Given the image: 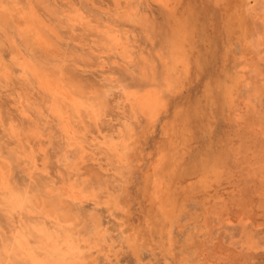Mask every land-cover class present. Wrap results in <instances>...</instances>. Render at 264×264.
<instances>
[{
    "label": "rangeland",
    "instance_id": "rangeland-1",
    "mask_svg": "<svg viewBox=\"0 0 264 264\" xmlns=\"http://www.w3.org/2000/svg\"><path fill=\"white\" fill-rule=\"evenodd\" d=\"M9 2L25 11L28 0ZM47 2L65 73L88 98L96 92L98 114L78 125L90 150L77 155L50 96L23 77L10 32H0V264H264V0ZM105 27L123 35L119 50ZM128 91L154 94L150 121ZM44 127L38 149L32 134ZM75 179L94 201L52 217L47 190ZM162 185L170 196L161 206Z\"/></svg>",
    "mask_w": 264,
    "mask_h": 264
},
{
    "label": "bare ground",
    "instance_id": "bare-ground-1",
    "mask_svg": "<svg viewBox=\"0 0 264 264\" xmlns=\"http://www.w3.org/2000/svg\"><path fill=\"white\" fill-rule=\"evenodd\" d=\"M48 0H28L26 4L25 11L24 9H20L15 7V5L9 6V0L4 1L0 0V32L6 33L10 32L11 34V47L16 50V61H19L20 66L23 70V77L26 80H33L36 81L38 88L40 87L43 92L47 93L50 96V100H52V108L51 113L53 116L57 117L60 122L63 124V135H66L67 139L71 141L69 143V146L72 147L73 145L76 147L77 155L84 154L86 152L85 144L88 142V138L86 134L80 132V128L78 125L81 124L82 127H85V119L89 118L90 120L94 119L95 116H97L98 111L96 110V106L98 105L99 98L97 97V94L95 91L91 92V97L85 96L84 91H81L77 86L72 84L71 80L67 77L66 68L65 67V58L60 56L61 50H56L55 48V41H54V29L58 27V23H54L53 19L55 18V13L50 12L48 10ZM114 1V0H113ZM125 1V0H124ZM130 1V0H129ZM159 3L170 6L169 0H158ZM20 3V1H19ZM119 3V2H118ZM117 3V4H118ZM245 3V2H244ZM15 4V3H14ZM50 4V2H49ZM120 4V3H119ZM129 4V3H128ZM250 4V3H249ZM51 5V4H50ZM74 5V4H73ZM52 6V5H51ZM129 6V5H128ZM247 6V5H245ZM57 10V9H56ZM77 10V9H75ZM80 11V10H79ZM15 12V14H14ZM59 12V11H58ZM78 12V11H77ZM80 13V12H79ZM134 15V13L132 14ZM54 16V17H53ZM58 16V15H57ZM53 18V19H52ZM90 19V18H89ZM55 20V19H54ZM88 20L87 15L80 14L78 15V22L79 23H91ZM63 21L64 20H59ZM103 21V20H102ZM113 21V20H112ZM112 23V22H110ZM114 23V22H113ZM81 24V25H82ZM111 26V25H109ZM114 26V25H113ZM112 26V27H113ZM61 27V26H59ZM108 27V26H107ZM64 28V27H63ZM119 28V27H118ZM61 29V28H60ZM105 30L102 32L106 38L115 46L117 49L121 46L122 38L118 32V30L112 29V28H104ZM62 31V30H60ZM100 31V30H99ZM120 31V29H119ZM70 33V32H69ZM125 34V33H124ZM101 35V36H104ZM122 35V34H121ZM58 36V34H57ZM63 36V34H62ZM70 36V35H69ZM123 36V35H122ZM125 36V35H124ZM2 37V36H1ZM59 37V36H58ZM61 37V36H60ZM63 38V37H62ZM102 38V37H101ZM60 39V38H57ZM56 39V41H57ZM127 39V38H126ZM17 40H21L20 44L17 43ZM61 40V39H60ZM128 40V39H127ZM10 41V40H9ZM8 41V42H9ZM62 41V40H61ZM73 41V40H72ZM124 41V40H123ZM60 42V41H59ZM3 43V42H2ZM109 43V42H108ZM6 44V43H5ZM10 44V43H9ZM32 44V45H31ZM62 44V43H61ZM64 45V44H62ZM126 46L125 44H123ZM129 45V44H128ZM34 46V48H32ZM2 47V46H1ZM59 47V46H58ZM71 47V46H70ZM129 47V46H128ZM7 48V47H6ZM115 48V49H116ZM126 48V47H124ZM62 49V48H61ZM116 49V50H117ZM123 49V48H122ZM121 49V50H122ZM119 50V49H118ZM117 50V51H118ZM51 52H54L51 54ZM63 52V50H62ZM61 52V53H62ZM67 52V51H66ZM113 52H115L113 50ZM59 53V54H58ZM64 53V52H63ZM119 53V52H117ZM28 56H26V55ZM67 54V53H66ZM14 55V54H13ZM69 55V54H68ZM1 56V55H0ZM101 56V55H100ZM123 56V55H122ZM75 57V56H74ZM129 57V56H128ZM71 58V57H70ZM73 58V57H72ZM4 63V61H3ZM2 64V63H1ZM76 66V65H75ZM4 67V65H3ZM2 70V69H1ZM5 70V68H4ZM3 71V70H2ZM1 72V71H0ZM243 72V71H242ZM4 73V72H3ZM6 75V74H4ZM71 76V75H69ZM6 77V76H4ZM72 78V77H71ZM242 80L246 79V77L242 76ZM7 80V79H6ZM28 80V81H29ZM74 80V79H73ZM79 80V79H78ZM75 81V80H74ZM245 81V80H244ZM79 82V81H78ZM107 82V81H106ZM30 83V82H29ZM80 83V82H79ZM105 87V86H104ZM242 87V86H241ZM102 88V87H101ZM39 89V90H40ZM104 89V88H103ZM84 90V89H83ZM142 91V90H141ZM87 92V91H86ZM110 93V92H109ZM139 93V92H138ZM106 94V93H105ZM124 94V93H123ZM104 95V94H103ZM104 100L107 102V96L104 95ZM125 101L129 104V106L133 109L137 108L140 112H142L144 115H146L149 118L154 117V112L156 110V107L158 104V101L154 94L151 91H145L144 93L137 95L135 92H125ZM28 97V96H27ZM95 97H97L98 101H95ZM111 97V96H110ZM123 97V95H122ZM45 98V97H44ZM112 98V97H111ZM120 98V97H119ZM28 99V98H27ZM110 99V98H109ZM123 99V98H122ZM19 102V107L23 108L27 116H32L31 108L32 103H30L28 100L23 102L21 99ZM120 102V101H119ZM125 102V103H126ZM24 103V104H23ZM122 103V102H121ZM109 104V103H108ZM46 105V104H45ZM126 105V104H125ZM34 106V105H33ZM104 106V105H102ZM124 106V105H123ZM35 107V106H34ZM33 107V108H34ZM48 107V106H47ZM46 107V108H47ZM32 108V109H33ZM36 108V107H35ZM45 108V109H46ZM49 108V107H48ZM106 108V106L104 107ZM158 108V107H157ZM160 108V107H159ZM158 108V109H159ZM38 109V108H37ZM36 109V110H37ZM40 109V108H39ZM107 109V108H106ZM35 110V111H36ZM42 110V108H41ZM99 110V109H98ZM33 111V110H32ZM38 111V110H37ZM50 110H48L49 112ZM39 113V112H38ZM42 113V112H40ZM44 113V111H43ZM157 114V113H156ZM25 115V113H24ZM25 115V116H26ZM36 114H34L35 116ZM44 115V114H43ZM104 115V114H103ZM46 116V115H44ZM107 116V115H106ZM48 117V116H47ZM132 117V116H131ZM27 118V117H26ZM42 118V117H41ZM37 119L39 120L38 116ZM45 119V118H44ZM43 119V120H44ZM49 119V117L47 118ZM96 119V118H95ZM124 119V118H123ZM52 120V119H51ZM109 120V119H108ZM50 121V120H49ZM106 121V120H102ZM42 122V121H40ZM38 122V123H40ZM47 122V121H46ZM54 122V121H53ZM52 122V123H53ZM93 122V121H92ZM110 122V121H109ZM107 122V123H109ZM125 122V121H124ZM127 122V121H126ZM75 123V124H74ZM94 123V122H93ZM45 124V123H43ZM55 123H53L54 125ZM56 124L57 121H56ZM105 124V123H104ZM118 124V123H117ZM39 125V124H38ZM42 125V124H40ZM39 125V126H40ZM48 125V124H47ZM90 125V124H89ZM95 125V124H93ZM99 125V124H98ZM110 125V124H109ZM114 125V124H113ZM126 125V124H125ZM36 126V124H35ZM50 126V125H49ZM55 126V125H54ZM80 126V127H81ZM91 126V125H90ZM89 126V128H90ZM103 126V124H102ZM115 126V125H114ZM127 126V125H126ZM125 126V127H126ZM47 127V126H46ZM56 127V126H55ZM94 127V126H93ZM111 127V126H110ZM119 127V124H118ZM43 128V126H42ZM37 130L35 132L30 133L32 134V139L34 145L39 147L40 149L43 146V139L45 138L46 134V128L44 127V130ZM59 128V126H58ZM57 128V129H58ZM96 128V134L98 136H101L102 130ZM121 128V127H120ZM129 128V127H127ZM37 129V128H36ZM50 129V128H49ZM60 129V128H59ZM58 129V130H59ZM83 130V129H82ZM112 130V129H111ZM93 131V130H92ZM95 131V130H94ZM61 132V131H60ZM61 132V133H62ZM104 132V131H103ZM123 132V131H122ZM29 133V132H28ZM27 135L29 136V134ZM48 133V132H47ZM106 133V132H105ZM110 133V132H109ZM52 135V134H51ZM105 135V134H104ZM108 135V134H107ZM27 136V137H28ZM91 136V135H90ZM89 136V137H90ZM93 136V135H92ZM98 136H95L92 138V140L89 142V147H95V141H97ZM103 136V135H102ZM54 137V136H53ZM65 137V136H64ZM106 137V135H105ZM25 138V137H24ZM50 138V136H49ZM114 138V137H113ZM27 141V140H26ZM47 141V139H46ZM99 141V139H98ZM101 141V140H100ZM122 141V140H121ZM109 147L118 146L117 144H114L113 140L106 141ZM66 144V142H65ZM99 144V142H98ZM105 143L103 142L102 145ZM31 145V144H29ZM49 145V144H48ZM23 146V145H22ZM26 146V145H25ZM101 146V145H99ZM105 146V145H104ZM34 147V146H33ZM97 147V146H96ZM24 148V147H23ZM104 148V147H103ZM74 149V148H72ZM96 149V148H95ZM110 149V148H109ZM35 150V149H34ZM69 150V149H68ZM90 150V149H88ZM87 150V152H88ZM114 152L117 151L116 148H112ZM33 151V149H32ZM67 151V150H66ZM95 151V150H94ZM93 151V152H94ZM98 150H96L97 153ZM35 152V151H34ZM69 152V151H68ZM110 151H107L108 153ZM37 153V152H36ZM95 153V152H94ZM105 153V152H104ZM112 154V152H110ZM39 154V153H38ZM99 154V153H98ZM28 155V153H27ZM40 155V154H39ZM38 155V156H39ZM68 155V154H67ZM88 155V154H87ZM94 155V154H93ZM110 155V154H109ZM35 156V155H34ZM97 155H95L96 157ZM99 156V155H98ZM112 156V155H111ZM31 157V156H30ZM37 157V156H36ZM40 157V156H39ZM68 157V156H67ZM82 161L85 159L93 161L92 156H79ZM94 157V158H95ZM102 157V156H101ZM35 159V158H34ZM71 159V158H70ZM100 159V158H99ZM76 160V159H75ZM106 160V159H105ZM122 160V159H120ZM36 161V160H35ZM97 161V160H96ZM116 161V160H115ZM76 162V161H75ZM85 162V161H84ZM90 162V161H88ZM101 162V161H100ZM80 163V162H79ZM95 163V162H93ZM122 163V162H121ZM99 164V163H98ZM101 164V163H100ZM104 164V163H103ZM125 165V164H123ZM127 165V164H126ZM84 166V165H81ZM89 166V165H88ZM99 166V165H98ZM122 167V165H120ZM27 167V166H26ZM38 168V167H37ZM88 168V167H87ZM118 168V167H117ZM83 169V168H82ZM121 168H118L119 170ZM122 169H124L122 167ZM155 169V168H154ZM111 170V169H110ZM115 171V170H114ZM113 171V172H114ZM153 171V170H152ZM79 172V171H78ZM111 172V173H113ZM3 173L2 168H0V174ZM77 174V173H76ZM116 174V172H115ZM122 174V173H120ZM33 175V174H32ZM35 175V174H34ZM99 175V174H98ZM154 175V174H152ZM95 176V174L93 175ZM121 176V175H120ZM125 178V177H124ZM79 179V178H78ZM91 179V178H89ZM81 180V179H80ZM83 180V179H82ZM92 180V179H91ZM108 180V179H107ZM88 181V180H86ZM98 181V180H96ZM103 183V182H102ZM97 184V183H96ZM101 184V183H100ZM104 185V184H103ZM60 186V185H59ZM102 186V185H101ZM110 186V185H109ZM187 187V186H186ZM103 188V187H102ZM107 188V187H106ZM110 188V187H109ZM91 185L86 184V182H77L76 179L68 186H63L58 188L57 191H54L53 189L47 190V197H53L54 200L52 202L48 201L46 199V202H48L50 205L49 214H51L52 217H55L56 214L62 213L63 216H66L67 213H70L74 209V205H77L78 203H81L83 201H94V197L96 196V192L94 195L91 192ZM101 189V188H100ZM97 190V189H96ZM109 190V189H108ZM101 191V190H100ZM100 193V192H99ZM28 194V193H27ZM30 195V194H29ZM156 195V201L158 205H164L168 202V197L170 196L169 189H167L165 186H157L155 189ZM32 196V194H31ZM105 197V196H104ZM35 198V196H34ZM81 198V200H80ZM35 198V202H36ZM38 200H44V199H38ZM253 200V199H252ZM45 201V200H44ZM231 201V200H230ZM40 201L39 205L44 209L43 206H45L44 203ZM220 203H222V206L227 205L225 200H220ZM255 204V203H254ZM47 205V203H46ZM46 207V206H45ZM205 207V206H204ZM41 209V210H42ZM48 209V208H47ZM45 210V209H44ZM76 211V209H75ZM78 212V211H77ZM77 212L75 214H77ZM65 214V215H64ZM72 214V213H71ZM97 215V214H96ZM95 215V216H96ZM71 217V216H70ZM73 217V215H72ZM202 217V216H201ZM94 218V217H93ZM99 218V217H98ZM96 218L97 220H100ZM73 220V219H72ZM96 221V220H95ZM230 220H227L225 225L227 223L231 224L232 222H228ZM101 222V221H100ZM248 222V221H247ZM251 223V222H250ZM95 224V223H92ZM99 224V222H98ZM245 224V223H244ZM248 224V223H247ZM76 225V224H75ZM89 226V225H88ZM86 227V226H85ZM93 227V226H92ZM91 227V228H92ZM192 227V226H191ZM90 231V230H89ZM92 231V230H91ZM87 232V231H86ZM245 234V233H244ZM246 235V234H245ZM17 243V242H16ZM18 244V243H17ZM246 244V243H245ZM251 244V243H250ZM22 246V245H21ZM247 246V245H245ZM59 247V246H58ZM61 247V246H60ZM21 249V248H20ZM60 249V248H59ZM205 249V248H204ZM22 250V249H21ZM206 250V249H205ZM205 250H202V254L205 252ZM63 251V249H62ZM194 251V249H193ZM27 252V251H26ZM30 252V251H29ZM70 252V251H69ZM197 252V251H196ZM25 253V252H24ZM85 254V253H84ZM194 254V253H193ZM28 256V254H27ZM33 258V255L30 256ZM49 257V256H48ZM55 257V256H54ZM31 258V259H32ZM34 259V258H33ZM51 259V257L49 258ZM64 259V257H63ZM58 259V260H63ZM73 261V260H72ZM41 262V261H40ZM57 262V261H56ZM184 262V261H183ZM42 263V262H41ZM40 264V263H39ZM45 264V263H44ZM47 264V263H46ZM184 264V263H183ZM186 264H194L192 262H187ZM201 264V263H200Z\"/></svg>",
    "mask_w": 264,
    "mask_h": 264
}]
</instances>
